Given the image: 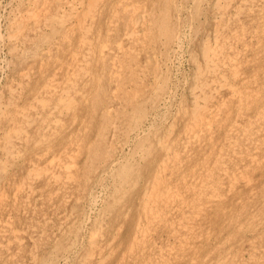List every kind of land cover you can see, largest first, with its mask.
<instances>
[{"label": "rangeland", "instance_id": "374dc122", "mask_svg": "<svg viewBox=\"0 0 264 264\" xmlns=\"http://www.w3.org/2000/svg\"><path fill=\"white\" fill-rule=\"evenodd\" d=\"M262 106L264 0H0V264H264Z\"/></svg>", "mask_w": 264, "mask_h": 264}, {"label": "bare ground", "instance_id": "6f19581e", "mask_svg": "<svg viewBox=\"0 0 264 264\" xmlns=\"http://www.w3.org/2000/svg\"><path fill=\"white\" fill-rule=\"evenodd\" d=\"M122 1V0H121ZM24 4V3H23ZM30 5H32V4H30ZM29 5V6H30ZM42 6V5H41ZM63 8V7H62ZM74 8V7H73ZM64 9H65V7H64ZM38 10H39V8H38ZM28 12V11H27ZM29 13V12H28ZM42 13V12H41ZM30 14V13H29ZM60 14V13H59ZM16 15V14H15ZM18 15V14H17ZM52 18H53V15H52ZM133 21V20H132ZM134 21H136V20H134ZM75 23V22H74ZM134 23V22H133ZM136 23V22H135ZM15 25V24H14ZM134 26V25H133ZM24 27V26H23ZM12 33V32H11ZM18 33V32H17ZM9 35V34H8ZM131 35V34H130ZM11 37V36H10ZM9 39H11V38H9ZM175 39V38H174ZM20 42V41H19ZM179 42V41H178ZM176 44V43H175ZM179 45V44H178ZM13 46V45H12ZM12 48V47H11ZM17 48H18V46H17ZM14 49V48H13ZM16 50V49H15ZM170 50V49H169ZM10 51V50H9ZM218 51V50H217ZM235 51V50H234ZM21 52V51H20ZM233 52V51H232ZM25 56V55H24ZM83 57V56H82ZM73 58V57H72ZM84 58V57H83ZM76 60V59H75ZM212 65V64H211ZM217 66V65H216ZM215 66V67H216ZM161 68V67H160ZM207 68V67H206ZM205 69V68H204ZM214 69V68H213ZM200 70V69H199ZM55 71V70H54ZM205 71V70H204ZM207 72H208V70H207ZM218 80V79H217ZM250 80V79H249ZM201 84V83H200ZM207 84V83H206ZM205 85V84H204ZM208 85V84H207ZM254 85V84H253ZM201 86V85H200ZM229 86V85H228ZM238 90V89H237ZM66 94V93H65ZM210 94V93H209ZM35 97V96H34ZM202 98V97H201ZM195 99V98H194ZM43 100V99H42ZM72 101V100H71ZM205 101V100H204ZM203 101V102H204ZM253 101V100H252ZM249 102V101H248ZM223 104V103H222ZM252 104V103H251ZM195 105H197V104H195ZM224 105V104H223ZM250 105V104H249ZM164 106V105H163ZM241 106V105H240ZM258 107V106H257ZM262 107H264V106H262ZM256 108V107H255ZM195 109V108H194ZM206 109V108H205ZM204 109V110H205ZM160 110V109H159ZM218 110V109H217ZM195 111V110H194ZM209 111V110H208ZM259 112V111H258ZM262 112H264V110H262ZM261 113V112H260ZM239 114V113H238ZM155 115H157V114H155ZM154 115V116H155ZM196 115V114H195ZM219 116V115H218ZM258 116H260V115H258ZM157 117V116H156ZM159 117V116H158ZM262 117H264V116H262ZM195 118H196V116H195ZM251 119V118H250ZM260 120V119H259ZM56 121V120H55ZM203 121V120H202ZM201 121V122H202ZM261 121V120H260ZM156 122V121H155ZM35 123V122H34ZM249 123V122H248ZM151 125V124H150ZM171 125V124H170ZM249 125V124H248ZM168 126V125H167ZM149 127V126H148ZM143 129V128H142ZM246 129V128H245ZM209 131V130H208ZM207 131V132H208ZM252 131H254V130H252ZM252 131H250L249 129H248V132H252ZM14 132V131H13ZM144 132V131H143ZM189 132H190V130H189ZM247 132V131H246ZM137 133V132H136ZM21 134V133H20ZM100 135H102V134H100ZM104 135V134H103ZM141 135V134H140ZM250 135V134H249ZM107 136V135H106ZM105 136V137H106ZM194 136V135H193ZM100 137V136H99ZM198 137V136H197ZM227 137V136H226ZM255 138V137H254ZM256 139V138H255ZM257 140V139H256ZM163 143V142H162ZM133 144V143H132ZM128 145V144H127ZM252 147V146H251ZM140 148V147H139ZM135 151V150H134ZM11 152V151H10ZM17 154V153H16ZM186 155V154H185ZM170 156V155H169ZM252 156H253V154H252ZM69 158H70V156H68ZM118 157V156H117ZM241 158V157H240ZM117 160V159H116ZM127 160V159H126ZM262 160H264V159H262ZM127 161H129V160H127ZM169 161V160H168ZM240 161V160H239ZM115 162V161H114ZM197 162V161H196ZM242 162V161H241ZM123 163V162H122ZM114 165V164H113ZM112 165V166H113ZM39 166V165H38ZM72 166V164L70 165L69 164V166H68V164H66V167H67V169L66 170H69V167H71ZM2 167H4V166H2ZM64 167V166H63ZM65 167V168H66ZM197 167V166H196ZM114 169H116V168H114ZM38 171V170H37ZM37 171H35V172H37ZM199 171V170H198ZM252 171V170H251ZM29 172V171H28ZM68 173H69V171H68ZM168 174V173H167ZM160 175V174H159ZM28 176H29V174H28ZM36 176H38V175H36ZM234 176V175H233ZM156 179V178H155ZM201 180V179H200ZM231 184V183H230ZM150 193V192H149ZM149 195H151V194H149ZM8 198V197H7ZM147 198H149V197H147ZM155 198V197H154ZM168 198V197H167ZM216 198V197H215ZM218 198V197H217ZM147 200H149V199H147ZM90 202V201H89ZM10 218V217H9ZM92 235V234H91ZM12 241V240H11ZM1 244V243H0ZM2 245V244H1ZM87 252V251H86ZM53 254V253H52ZM87 255V254H86ZM105 258V257H104ZM97 260V259H96ZM98 263V262H97Z\"/></svg>", "mask_w": 264, "mask_h": 264}]
</instances>
